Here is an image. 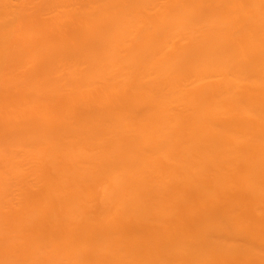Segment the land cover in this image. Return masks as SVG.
Wrapping results in <instances>:
<instances>
[{"label":"bare ground","instance_id":"bare-ground-1","mask_svg":"<svg viewBox=\"0 0 264 264\" xmlns=\"http://www.w3.org/2000/svg\"><path fill=\"white\" fill-rule=\"evenodd\" d=\"M0 264H264V0H0Z\"/></svg>","mask_w":264,"mask_h":264}]
</instances>
